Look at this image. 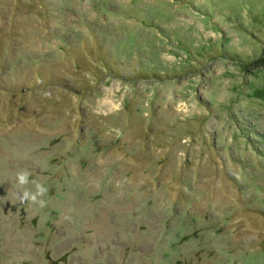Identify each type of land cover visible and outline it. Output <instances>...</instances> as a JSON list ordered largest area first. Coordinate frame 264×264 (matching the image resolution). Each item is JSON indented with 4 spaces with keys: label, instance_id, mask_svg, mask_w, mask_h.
Instances as JSON below:
<instances>
[{
    "label": "rangeland",
    "instance_id": "rangeland-1",
    "mask_svg": "<svg viewBox=\"0 0 264 264\" xmlns=\"http://www.w3.org/2000/svg\"><path fill=\"white\" fill-rule=\"evenodd\" d=\"M0 264H264V0H0Z\"/></svg>",
    "mask_w": 264,
    "mask_h": 264
},
{
    "label": "clouds",
    "instance_id": "clouds-1",
    "mask_svg": "<svg viewBox=\"0 0 264 264\" xmlns=\"http://www.w3.org/2000/svg\"><path fill=\"white\" fill-rule=\"evenodd\" d=\"M30 173L28 171H19L15 174L16 200L19 204L38 205L40 208L46 206V201L43 197L47 194L48 188L37 181H31L35 190H30L26 186L29 184Z\"/></svg>",
    "mask_w": 264,
    "mask_h": 264
}]
</instances>
